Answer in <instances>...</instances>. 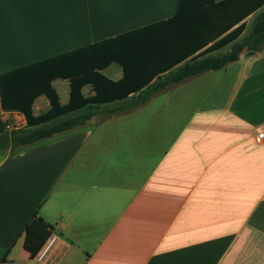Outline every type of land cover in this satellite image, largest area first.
<instances>
[{
  "label": "crops",
  "instance_id": "obj_1",
  "mask_svg": "<svg viewBox=\"0 0 264 264\" xmlns=\"http://www.w3.org/2000/svg\"><path fill=\"white\" fill-rule=\"evenodd\" d=\"M177 2L0 0V73L167 19ZM106 77L119 80L121 68ZM59 80L65 105L69 84L54 80L56 92ZM176 85L182 118L141 182L102 166L103 133L167 89L128 113H107L127 99L103 104L73 131L0 154V264H264V47ZM81 94L92 96L91 85ZM48 109L43 95L32 104L34 116ZM2 115L26 126L18 112ZM98 115L108 117L95 123ZM95 126L98 146L90 144ZM35 210L53 231L30 258L18 235Z\"/></svg>",
  "mask_w": 264,
  "mask_h": 264
},
{
  "label": "trees",
  "instance_id": "obj_2",
  "mask_svg": "<svg viewBox=\"0 0 264 264\" xmlns=\"http://www.w3.org/2000/svg\"><path fill=\"white\" fill-rule=\"evenodd\" d=\"M263 5L264 0H178L167 19L0 73V109L18 112L26 122L24 129L8 130L7 122L0 121V154H14L73 131L98 114L103 104L127 99L107 113L130 111L170 85L224 69L243 52H258L264 47V11L254 13ZM252 14L245 33L243 21ZM227 45L228 52L212 54ZM111 64L122 70L117 81L102 74ZM56 79L68 81L65 105H60L51 84ZM86 85L94 92L90 97L81 94ZM41 95L49 109L34 116L32 104ZM52 231L37 210L30 215L18 235L30 258L38 255ZM6 256L7 252L1 261Z\"/></svg>",
  "mask_w": 264,
  "mask_h": 264
},
{
  "label": "rangeland",
  "instance_id": "obj_3",
  "mask_svg": "<svg viewBox=\"0 0 264 264\" xmlns=\"http://www.w3.org/2000/svg\"><path fill=\"white\" fill-rule=\"evenodd\" d=\"M228 51L229 49L225 48L217 55ZM114 70L120 71L119 66L111 65L104 71V74L111 78ZM63 83L64 81L59 80L56 84L61 102L67 99ZM179 89L177 85H170L166 91L152 97L148 105L135 110L129 116L122 117V120L117 119V122L108 124L106 132L103 133V146L100 148L104 153V157L101 159L102 166L106 168L119 167L122 171L120 179L123 182L131 181L135 184V179L141 182L147 170L157 163L164 150H166L169 140L177 129L174 124L178 118H182L181 111L175 108L177 103L172 102V99L179 94ZM167 97H170L171 100L165 102ZM119 114L122 116L126 113H118L114 116ZM104 116L107 115L94 117L95 123ZM0 121L7 122L8 130L26 128L23 119L19 115H2ZM91 132L93 135L90 144L98 146L95 140L100 133V126L93 127ZM109 151L112 153L111 156L108 154ZM118 157L121 164L115 165L114 163L119 159Z\"/></svg>",
  "mask_w": 264,
  "mask_h": 264
},
{
  "label": "built area",
  "instance_id": "obj_4",
  "mask_svg": "<svg viewBox=\"0 0 264 264\" xmlns=\"http://www.w3.org/2000/svg\"><path fill=\"white\" fill-rule=\"evenodd\" d=\"M257 140L264 141V129L257 134Z\"/></svg>",
  "mask_w": 264,
  "mask_h": 264
},
{
  "label": "water",
  "instance_id": "obj_5",
  "mask_svg": "<svg viewBox=\"0 0 264 264\" xmlns=\"http://www.w3.org/2000/svg\"><path fill=\"white\" fill-rule=\"evenodd\" d=\"M251 54L253 53V52H250Z\"/></svg>",
  "mask_w": 264,
  "mask_h": 264
}]
</instances>
